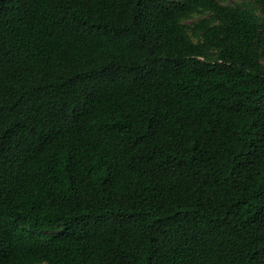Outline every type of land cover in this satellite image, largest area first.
<instances>
[{
    "label": "trees",
    "instance_id": "16d2710c",
    "mask_svg": "<svg viewBox=\"0 0 264 264\" xmlns=\"http://www.w3.org/2000/svg\"><path fill=\"white\" fill-rule=\"evenodd\" d=\"M0 264H264V0H0Z\"/></svg>",
    "mask_w": 264,
    "mask_h": 264
},
{
    "label": "rangeland",
    "instance_id": "374dc122",
    "mask_svg": "<svg viewBox=\"0 0 264 264\" xmlns=\"http://www.w3.org/2000/svg\"><path fill=\"white\" fill-rule=\"evenodd\" d=\"M222 3H232V4H237V3H241L244 0H219ZM199 18V17H198Z\"/></svg>",
    "mask_w": 264,
    "mask_h": 264
}]
</instances>
